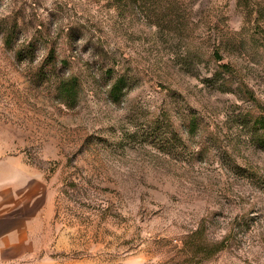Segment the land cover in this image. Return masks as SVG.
Returning <instances> with one entry per match:
<instances>
[{
    "label": "rangeland",
    "instance_id": "1",
    "mask_svg": "<svg viewBox=\"0 0 264 264\" xmlns=\"http://www.w3.org/2000/svg\"><path fill=\"white\" fill-rule=\"evenodd\" d=\"M2 157L55 200L17 264H160L197 229L204 264H264V0H0Z\"/></svg>",
    "mask_w": 264,
    "mask_h": 264
},
{
    "label": "crops",
    "instance_id": "2",
    "mask_svg": "<svg viewBox=\"0 0 264 264\" xmlns=\"http://www.w3.org/2000/svg\"><path fill=\"white\" fill-rule=\"evenodd\" d=\"M41 179L22 158H0V264L20 263L43 248L40 235L54 217L55 200L40 191Z\"/></svg>",
    "mask_w": 264,
    "mask_h": 264
},
{
    "label": "trees",
    "instance_id": "3",
    "mask_svg": "<svg viewBox=\"0 0 264 264\" xmlns=\"http://www.w3.org/2000/svg\"><path fill=\"white\" fill-rule=\"evenodd\" d=\"M72 82L73 78L67 80L66 87L71 88ZM72 91L70 90L69 93ZM114 95L116 96L115 92ZM174 241H168L165 251L168 257L160 264H204L208 259L214 258L226 244V240L219 241L202 234L201 229L186 234L180 239L181 245L175 244ZM185 255L188 258L183 259Z\"/></svg>",
    "mask_w": 264,
    "mask_h": 264
}]
</instances>
